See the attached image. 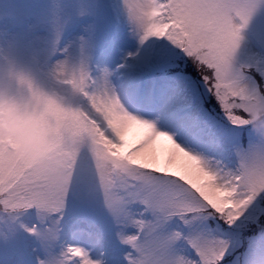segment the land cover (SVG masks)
Listing matches in <instances>:
<instances>
[{"label": "snow or ice", "instance_id": "1", "mask_svg": "<svg viewBox=\"0 0 264 264\" xmlns=\"http://www.w3.org/2000/svg\"><path fill=\"white\" fill-rule=\"evenodd\" d=\"M163 2L113 0L112 13L101 18L85 0H53L50 15L33 26L32 42L49 62L79 53L95 65L92 74L105 77L101 95L198 161L219 191L234 193L231 209L218 211L175 168L137 167L111 155L94 135L82 136L58 162L67 173L60 183L6 152L0 257L10 258L2 264H264V138L253 130L264 120V36L245 54L247 87L238 97L226 82L210 89L211 73L196 66L205 44L238 45L264 0H205L194 12L216 14L218 30L205 33L194 17L189 37L163 31L167 19L148 18ZM182 9L177 0V13ZM93 118L107 140L118 142L101 116ZM224 175L242 181L245 191Z\"/></svg>", "mask_w": 264, "mask_h": 264}, {"label": "clouds", "instance_id": "2", "mask_svg": "<svg viewBox=\"0 0 264 264\" xmlns=\"http://www.w3.org/2000/svg\"><path fill=\"white\" fill-rule=\"evenodd\" d=\"M180 2L181 12L176 11L177 0H164L157 6L158 11L149 10L148 18L161 23L167 19L163 31H174L184 37L191 35L194 17L205 33L218 30L216 14L194 12L196 5L205 0ZM213 2L223 5L227 0ZM229 15L234 23L238 22L235 12ZM251 19L241 30L238 45L227 39L214 45L205 44L201 49L205 58L196 66L203 73H211L206 77L211 81L210 89L226 82L233 85L228 89L230 95L238 97L240 89L247 87L243 80L244 58L246 51L257 47L249 35ZM261 48L264 50V46ZM95 67H89L79 53L49 62L41 46L33 42L25 48L23 63L0 49V163L7 152L25 169H41L50 182L60 183L67 173L58 162L76 149L82 136L94 135L111 155L130 165L157 170L175 168L188 175L209 204L218 211L230 210L233 192L219 191L215 178L206 174L198 161L179 152L169 137L131 116L118 100L109 99L106 92L101 95L106 87L105 77L102 72L93 75ZM96 115L104 119L118 142L102 135L93 118ZM253 130L264 138V120L253 123ZM235 166V162L229 165ZM223 179L241 193L246 189L242 181L237 183L231 176L224 175Z\"/></svg>", "mask_w": 264, "mask_h": 264}, {"label": "rangeland", "instance_id": "3", "mask_svg": "<svg viewBox=\"0 0 264 264\" xmlns=\"http://www.w3.org/2000/svg\"><path fill=\"white\" fill-rule=\"evenodd\" d=\"M52 3L53 0H0V49L6 51L17 62L23 63L25 48L35 35L33 26L38 19L50 15L49 9ZM85 3L96 6L101 18L111 14L106 0H85ZM24 14L30 16L29 27H23ZM9 26L14 27L8 28ZM249 35L253 40L258 36H264V7L259 8L251 19ZM9 258L8 253L5 252L0 257V264Z\"/></svg>", "mask_w": 264, "mask_h": 264}]
</instances>
